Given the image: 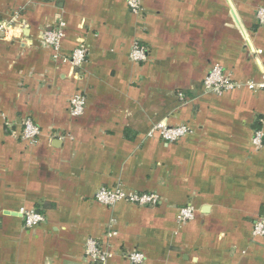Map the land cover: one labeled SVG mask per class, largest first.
<instances>
[{"label":"crops","instance_id":"0c3cea01","mask_svg":"<svg viewBox=\"0 0 264 264\" xmlns=\"http://www.w3.org/2000/svg\"><path fill=\"white\" fill-rule=\"evenodd\" d=\"M141 2L135 14L127 0H0V21L13 20L0 32V264H93L90 237L115 253L105 264H132L121 252L134 250L141 264H264L253 234L264 216V145L254 142L264 88L203 86L214 64L238 82L262 80L264 0ZM60 19L56 52L41 33ZM80 40L88 57L76 68ZM136 41L147 60L130 58ZM78 91L86 109L74 117ZM28 116L41 129L34 142L20 138ZM159 122L191 131L167 143L150 134ZM117 185L160 202L95 200ZM183 206L193 220L178 221ZM21 209L46 219L27 228Z\"/></svg>","mask_w":264,"mask_h":264},{"label":"built area","instance_id":"2783aa9c","mask_svg":"<svg viewBox=\"0 0 264 264\" xmlns=\"http://www.w3.org/2000/svg\"><path fill=\"white\" fill-rule=\"evenodd\" d=\"M128 7L132 13H140L142 8L141 0H127ZM258 22L264 25V7L259 8ZM13 20L0 21V32L5 35L9 34L10 28L12 27ZM22 25L25 27L26 23ZM65 22L60 19L53 26L46 28L41 33V38L44 44L53 48L56 52L59 51L62 40L65 36L64 33ZM257 54L262 51L255 50ZM88 57V48L84 40H80L76 48L70 55V62L76 68H81ZM130 58L133 61H145L148 58V49L145 45L136 41L133 43L130 50ZM205 92L212 94H222L229 90H234L241 87H247L252 90L264 88V68L263 78L261 81H248L245 83L238 82L232 78V75L226 71V69L219 65L214 64L207 76L203 81ZM181 97L183 95L181 94ZM86 109V95L83 91H78L70 99V114L74 117H79L84 114ZM191 131L187 125L171 126L165 122H159L155 124L150 134L157 133L160 138L167 142L172 143L180 140L186 134ZM41 134V129L35 123L32 117H26L23 121V127L20 132V138L25 141H36ZM263 132L261 130L256 132L254 142L258 145L262 144ZM95 200L103 205L113 207L120 201H126L137 206L143 207H155L160 202V196L156 192H126L119 185L112 188L102 186L95 194ZM21 216L24 219V224L27 228H32L45 221V215L35 209H21ZM195 218V210L191 206H183L179 209L178 221L185 223ZM117 232L109 230L107 232L108 237L116 235ZM253 234L256 236L264 237V216L259 217L255 220L253 226ZM86 254L92 262L105 264L109 258L115 253L109 248L108 243H102L100 240L90 237L87 240ZM121 255L128 259L132 264H141L144 262L145 255L137 250L129 252H121Z\"/></svg>","mask_w":264,"mask_h":264},{"label":"trees","instance_id":"16d2710c","mask_svg":"<svg viewBox=\"0 0 264 264\" xmlns=\"http://www.w3.org/2000/svg\"><path fill=\"white\" fill-rule=\"evenodd\" d=\"M262 121H263V116H259L258 119H257V123L255 125V130L256 131H259V130H262ZM262 144L264 145V132H263V136H262ZM93 264H101V263H93Z\"/></svg>","mask_w":264,"mask_h":264},{"label":"water","instance_id":"95a60500","mask_svg":"<svg viewBox=\"0 0 264 264\" xmlns=\"http://www.w3.org/2000/svg\"><path fill=\"white\" fill-rule=\"evenodd\" d=\"M231 11H232V14H233V16H234V18H235L237 24L241 27L240 21H239L238 17L236 16L235 12H234L232 9H231ZM242 31H243V29H242ZM243 32H244V31H243Z\"/></svg>","mask_w":264,"mask_h":264}]
</instances>
